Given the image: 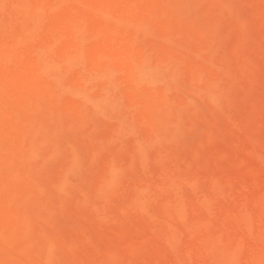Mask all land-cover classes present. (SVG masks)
<instances>
[{"label":"rangeland","instance_id":"374dc122","mask_svg":"<svg viewBox=\"0 0 264 264\" xmlns=\"http://www.w3.org/2000/svg\"><path fill=\"white\" fill-rule=\"evenodd\" d=\"M0 233V264H264V0H0Z\"/></svg>","mask_w":264,"mask_h":264},{"label":"bare ground","instance_id":"6f19581e","mask_svg":"<svg viewBox=\"0 0 264 264\" xmlns=\"http://www.w3.org/2000/svg\"><path fill=\"white\" fill-rule=\"evenodd\" d=\"M65 2H66V1H65ZM75 3H76V2H75ZM71 4H72V3H71ZM40 5H41V4H40ZM75 5H76V4H75ZM41 6H42V5H41ZM82 6H83V5H82ZM38 7H39V8H44V6H43V7H40L39 4H38ZM51 7H52V6H50V8H51ZM83 7H84V6H83ZM50 8H49V10L47 9V13H48V14H49L50 10H52V8H51V9H50ZM78 9H79V7H78ZM42 10L44 11L45 9H42ZM51 12L53 13V11H51ZM51 12H50V13H51ZM33 14H35V12H34ZM30 23H31V24L34 23V26L36 25V22L34 21V17H33V20H31ZM32 26H33V25H32ZM32 26H31V27H32ZM29 29H31V28H29ZM76 32H78V31H76ZM32 49H33V48H32ZM140 64H141V63H140ZM137 67H138V66H137ZM139 67H141V66H139ZM111 84H112V83H111ZM115 84H116V82H114V84H112V85H113V86H112L113 88H114V85H115ZM110 87H111V86H110ZM23 135H24V134H23ZM23 135H22V136H23ZM166 203H167V202H166ZM10 204L12 205V203H10ZM10 204H9V206H10ZM167 205H168V203L166 204V207L168 208L169 206H167ZM178 205H179V204H178ZM140 206H141V205H140ZM140 206H139V207H140ZM161 206H162V205H161ZM141 207H142V206H141ZM167 208H164L163 211L165 212V210H168ZM179 208H180V207H179ZM161 211H162V210H161ZM2 229H3V228H2ZM2 229H1V230H2ZM0 234H2V233H0ZM12 243H13V242H11V244H12ZM11 244H10V247H11ZM15 244H16V243H15ZM27 245H29V244H27ZM51 245H52V243L49 245V246H50V249H49V251H48V252L50 253V255H49V254H46L47 256L49 255L48 257H50L51 260L49 259V263H48V260H46V261H47V264H51V263H52V264H55V263L52 262V260H53V259H52V258H53V253H52L53 249H51V247L53 248V246H51ZM31 246H32V245H31ZM46 246H47V245H46ZM10 247H9V248H10ZM44 247H45V246H44ZM47 247H48V246H47ZM27 248H29V247H27ZM27 248H25V249L27 250ZM47 249H48V248H47ZM26 250H25V252H26ZM50 250H51V252H50ZM10 251H11V250H10ZM19 251H20V250H19ZM45 251H47V250H45ZM21 252H22V251H21ZM8 253H9V251H8ZM11 253H12V251H11ZM11 253H10V254H11ZM22 253H24V252H22ZM54 253H55V252H54ZM17 254H18V252H17ZM40 254H41V253H40ZM36 255H37V254H36ZM51 255H52V256H51ZM9 256H10V255H9ZM16 256H17V255H16ZM27 256H29V255L27 254ZM27 256H26V257H27ZM37 256H38V255H37ZM47 256L44 255V258H43V257L41 258V259H43V260H42L43 262H44V259H45ZM18 257H19V255H18ZM40 257H41V256H40ZM34 258H35V257H34ZM37 258H38V257H37ZM56 258H58V257H56ZM10 259H11V258H10ZM10 259H7V260H10ZM47 259H48V258H47ZM3 260H5V259H3ZM23 260H24V259H23ZM34 260H35V259H34ZM55 260H56V259H55ZM58 260H59V259L56 260V263L58 262ZM13 261H14V259L12 260V263H13ZM19 261H20V258H19ZM1 262H2V261H1ZM7 262H8V261H7ZM9 262H10V261H9ZM31 262H32V261H31ZM33 262H35V261H33ZM12 263H11V264H12ZM15 263H16V262H15ZM17 263H18V262H17ZM22 263H23V262H22ZM26 263H27V262H26ZM28 263H29V262H28ZM44 263H46V262H44ZM20 264H21V263H20Z\"/></svg>","mask_w":264,"mask_h":264}]
</instances>
